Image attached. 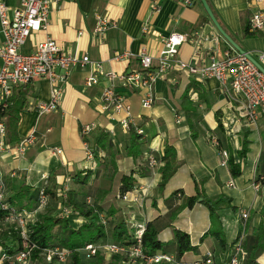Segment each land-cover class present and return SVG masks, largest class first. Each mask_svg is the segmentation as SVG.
Here are the masks:
<instances>
[{"label": "crops", "instance_id": "crops-1", "mask_svg": "<svg viewBox=\"0 0 264 264\" xmlns=\"http://www.w3.org/2000/svg\"><path fill=\"white\" fill-rule=\"evenodd\" d=\"M206 1L224 31L244 52L258 60V55L264 53V27L248 31L252 34L248 37L244 36V28L246 25L249 27L256 11L264 10V0ZM5 3L14 9L17 0H5ZM96 14L104 15L112 22L102 38L93 33ZM144 25L148 27L147 32L142 31ZM176 32L188 37L178 53V57L186 62L193 63L194 55L205 56L206 51L213 48L219 56L229 47L223 39L216 45L212 43L218 32L198 0H190V5L184 0H49L45 29L31 35L21 52L32 53L39 43L50 38L64 52L87 55L91 60L102 63L106 71L124 73L137 70L138 60L131 57L114 61L115 54L129 52L136 55L145 48L156 56L161 39ZM197 35L204 39L198 48L193 44ZM2 41L0 34V44ZM87 74L88 68L74 70L64 86L60 106L44 116H38L28 104L48 100L47 81L38 78L35 79L38 84L33 80L26 85L28 89L16 130L18 140L9 143L5 137V141L13 146L31 133L36 139L22 157L0 152L6 200L25 185L35 205L34 194L38 189L60 188L63 184L64 187L68 185L70 191H75L74 199L85 190L94 195H106L110 201L111 197L120 194L121 178L131 175L133 187L144 188L145 191L138 192L139 202L135 204L113 200L115 209L119 210V219L132 228L152 223L158 229V240L166 244L165 253L175 259L173 229L189 235L191 244L197 249L196 252L185 253L180 261H201L205 252L210 251L215 264H226L234 246L230 244L237 236L243 249L264 244V115L255 125L247 126L240 117L241 101L222 89L218 81L213 78L196 80L184 71L172 69L156 81V103L151 109L141 108L142 92L125 93L134 123L144 131L142 137H137L138 154L127 155L130 131L122 130L116 121L97 111L99 94L106 82L102 80L98 86L85 88L83 79ZM22 87L14 90L13 98ZM9 112L10 109L2 117L4 125ZM24 113L33 118L27 128L21 125ZM218 119L221 123L219 128ZM87 123L98 125L86 137L93 153L92 160L85 157L84 139L80 134L81 126ZM116 133L119 136L113 139ZM102 134L108 135L111 150L101 149L96 144ZM243 140L247 141V151L240 162L238 152ZM165 146L174 149L178 167L160 189L161 158ZM55 149L61 150V154H56ZM221 151H226L228 158L231 157L235 163L240 162L238 176L231 175L228 162L221 165ZM151 156L161 163L159 167H149L148 158ZM112 161L115 169L109 166ZM87 171L86 182L76 183ZM80 172L81 176H77ZM197 191L212 200L224 198L229 201L227 208L219 212V236L227 244L223 249L214 236H204L211 223L209 212L201 200L191 208L183 206L184 200L195 196ZM45 212L43 210L40 214ZM242 212L247 214L244 219ZM74 223L80 225L82 219L75 218ZM107 225L111 226L112 222ZM106 233V238L98 241L97 245L112 241L108 236L110 232ZM256 262L264 264V248L258 253Z\"/></svg>", "mask_w": 264, "mask_h": 264}, {"label": "built area", "instance_id": "built-area-1", "mask_svg": "<svg viewBox=\"0 0 264 264\" xmlns=\"http://www.w3.org/2000/svg\"><path fill=\"white\" fill-rule=\"evenodd\" d=\"M260 2L261 0H252ZM190 5V0H184ZM49 0H17L14 9L8 7L5 0H0V34L3 41L0 44V152H8L15 157H22L27 149L35 143V135L31 133L23 137L17 144L10 146L6 143V129L2 117L13 105V95L16 88L31 83L33 80L45 79L49 86V98L47 101L29 102L28 107L38 116L48 115L58 109L63 95L64 86L68 82L71 73L78 69L88 68V74L83 79L85 88L98 86L103 80L106 86L101 88L97 111L109 116L112 121H116L125 131H133L135 135L142 137L143 129L134 123L131 115V107L126 99L125 93L142 92L140 105L143 110L151 109L156 103L154 85L158 79L172 70L178 69L186 72L196 80L213 78L227 93L238 97L242 104L240 117L247 126L255 125L258 119L264 115V74L243 54L238 53L231 46L223 50L218 56L216 48L209 49L204 55H194L193 63L186 62L178 57L179 48L188 41L184 33L176 32L161 39V47L156 56L151 55L145 48H141L136 55L129 52L117 53L112 60L122 61L131 57H136L139 68L135 71L117 73L106 71L102 63L91 60L87 55L78 56L64 52L52 39L47 38L39 43L34 52L24 54L22 47L27 39L36 34L47 25ZM94 35L102 38L105 32L112 26L108 17L100 14L94 16ZM264 27V10L256 11L249 21V31L260 30ZM148 27H142L143 32H147ZM222 39L216 35L212 39L215 45ZM204 41L202 37L193 39V44L198 45ZM214 45V46H215ZM204 56V57H203ZM208 60V62H206ZM256 60V59H255ZM261 66L264 65V53L258 55L256 60ZM263 67V66H262ZM98 125L87 123L81 126L80 134L82 139L86 138ZM214 144H217L213 140ZM85 157L92 160L93 153L87 142L83 141ZM58 155L61 150L55 149ZM221 165L228 162V154L221 151ZM150 168L159 167L160 162L154 157L148 158ZM145 191L144 188H132L118 197L122 201L129 203L139 202V193ZM5 199V184L0 172V204ZM49 197L45 188L38 189L36 207L32 211L17 212L12 210L5 216L3 223L13 225L19 231L22 239V250L15 255L9 264H25L29 262L32 245L27 242V224L36 220L38 211L48 205ZM89 202V198L87 199ZM2 207L5 208L3 205ZM64 216L71 214V210H62ZM242 218L247 214L242 212ZM105 225V221H100ZM145 225L139 224L134 227L133 245H121L116 242H108L100 246L90 243L76 251L84 260H91L101 252L107 258L113 255L123 257L122 264H215L213 254L205 252L201 261L189 262L178 261L167 253L146 254L141 246L142 235ZM71 251L59 246L46 248L43 253V260L46 264L57 262L66 264L70 259ZM246 253L240 241H236L232 247V255L226 264H240ZM9 258L4 252L0 254V261Z\"/></svg>", "mask_w": 264, "mask_h": 264}, {"label": "trees", "instance_id": "trees-1", "mask_svg": "<svg viewBox=\"0 0 264 264\" xmlns=\"http://www.w3.org/2000/svg\"><path fill=\"white\" fill-rule=\"evenodd\" d=\"M248 31L249 27L246 25L244 28V36L248 37L252 35ZM22 88V90L19 89V94L16 97L14 96V106L12 105L13 107H10V112L8 113V117L5 121L6 141L9 143L18 140L16 131L17 124L19 121V114L22 111V106L25 102L24 95L28 89L26 85ZM219 127H221V123L218 119V128ZM130 133L131 137L129 140V146L126 148V154L135 156L138 154V136L135 135L133 131H130ZM84 140L87 142L88 139L84 138ZM96 144L101 149L103 147V149H112L111 141L106 134H102L97 139ZM246 146L247 141L243 140L242 147L238 152L240 162L245 158L247 151ZM161 161L163 162V166L160 168L161 180L158 185L160 189L164 188L178 167L175 151L171 146H165ZM240 162L235 163L231 157L228 158V165L233 177L240 174ZM109 166L111 169L116 168L113 161L109 163ZM80 174L81 172L77 173V176H81ZM88 175L89 171L77 180L76 183L80 184L86 182ZM120 182L121 186L119 188V193L122 194L132 189L134 179L131 175L123 176ZM29 191L30 190L27 186L22 185L12 196H10V198L7 200L5 198L0 204V249L9 258L4 261L3 264H9L11 259L22 250L23 242L19 235V231L15 230L13 225H5L3 220L12 210L17 212H28L35 209L36 204L34 205L33 196L30 195ZM45 192L52 201L55 200L59 203L61 210H64L65 208L70 209L71 214L67 217H65L62 213L54 215L51 213L50 209H48L45 213L38 215L34 222L27 224V242L33 246L29 263L46 264L42 256L43 251L48 247L59 246L71 251L70 259L66 264H122L124 260L120 255H113L109 261L105 262L100 253L91 260H84L76 251L87 244L97 243L107 236L106 224H102L99 219L101 209L98 205H79L78 200L74 199L75 191H67L65 199H61V197L57 196L54 192V188H45ZM34 195L36 202L38 191H36V194ZM199 200H201L200 203L208 210L211 223L209 230L204 234V236H214L220 247L222 249L225 248L227 244L224 238L221 235L219 236V233H221V217L219 212L224 208H227L229 201L224 198L212 200L207 198L204 193L197 191L195 196L187 197L184 200L183 206L191 208ZM23 202H25V204ZM3 205L5 208L2 207ZM75 218H81L82 223L80 225H76L74 223ZM111 222L112 225L110 227L112 228L109 232L112 242L128 246L133 245L134 242L131 237H133L134 228L130 227L123 219H117ZM2 226L6 227L2 229ZM173 235L175 255L178 261L182 259L185 253L197 251L196 247L191 244L189 235L177 229H173ZM238 238L239 236H237L230 245L235 244ZM141 246L143 251L149 255L158 252H166V244L158 240V229L152 223H147L145 225V231L141 239ZM263 248L264 244H259L250 249L244 248L246 249V256L240 264H257V255L261 250H263ZM50 264L59 263L52 262Z\"/></svg>", "mask_w": 264, "mask_h": 264}, {"label": "rangeland", "instance_id": "rangeland-1", "mask_svg": "<svg viewBox=\"0 0 264 264\" xmlns=\"http://www.w3.org/2000/svg\"><path fill=\"white\" fill-rule=\"evenodd\" d=\"M35 81H37V80H35ZM38 82L39 81H37L36 84H38ZM29 115L30 114L24 113V116H22L21 125L24 128H27L29 123H31L32 120H33V118L29 117ZM116 129L118 130V128H116ZM117 136H119V135H117V133H116L112 137H113V139H116ZM67 186L64 187L63 184H62V185H60V188L54 187V192L57 194V196L61 197V199H63V198L65 199L66 198L65 194H66L67 191H69ZM57 189H59V191H57ZM88 198H89V202H87ZM107 198H110V197H107ZM76 200H78L79 205H84V204H86L88 206L98 205L100 207V209H101V212L99 213V219H100V221H102V220L105 221L106 229H107L108 232H109L110 225H107V223H109L111 221H114V220H117L120 217L119 216V210L115 209L116 206H115V204L113 202V200H119L118 196L117 197L116 196L115 197H111V200L109 201L108 199H106V195L105 196L104 195H99V194H95L94 195V194H90L89 192H87L85 190L84 191L82 190L81 192H79V197ZM102 200H103V202H102ZM48 209H50L51 213H53L54 215L62 213L61 206H59V203L57 201H55V200L52 201L51 198H49L48 205L45 208L39 210L38 214L36 215V217L38 215H41L40 213L43 210L47 211ZM123 211H126V208L123 209ZM5 227L6 226H2L1 228L4 229ZM108 236H110V235H108ZM100 254L103 256V259L105 260V262L109 261V259L111 258V257L107 258L105 256V254L102 253V252ZM3 263H4V261H0V264H3ZM25 264H30V263L28 262V263H25Z\"/></svg>", "mask_w": 264, "mask_h": 264}, {"label": "water", "instance_id": "water-1", "mask_svg": "<svg viewBox=\"0 0 264 264\" xmlns=\"http://www.w3.org/2000/svg\"><path fill=\"white\" fill-rule=\"evenodd\" d=\"M205 11L208 19L210 22L213 24L215 29L217 30L218 34L220 37L229 45L231 46L234 50H236L238 53L243 54L246 58H248L257 68L260 72L264 74V68L248 53L244 52L233 40L232 38L224 31V29L220 26L218 21L216 20L213 12L211 11L208 3L206 0H198Z\"/></svg>", "mask_w": 264, "mask_h": 264}]
</instances>
